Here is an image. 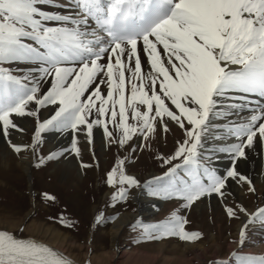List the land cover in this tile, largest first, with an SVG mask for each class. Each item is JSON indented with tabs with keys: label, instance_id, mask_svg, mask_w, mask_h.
Returning a JSON list of instances; mask_svg holds the SVG:
<instances>
[{
	"label": "snow or ice",
	"instance_id": "obj_1",
	"mask_svg": "<svg viewBox=\"0 0 264 264\" xmlns=\"http://www.w3.org/2000/svg\"><path fill=\"white\" fill-rule=\"evenodd\" d=\"M42 110L52 114L41 120ZM17 117L37 122L29 144L11 142L13 130L23 131ZM170 124L183 139L171 155L156 156L166 171L142 183L127 171L135 156L119 157L106 178L114 189L110 207L127 203L133 189L179 200L184 210L212 195L223 202L229 181L255 191L238 163L258 142L264 149V0H0V136L17 154L36 153L45 133H69L70 149L38 156L34 166L69 151L79 157L83 133L95 158L97 128L109 150L135 153L150 150L148 141L157 131L170 132ZM218 161H228L227 167L221 170ZM224 208L230 219L249 217L239 232L241 247L250 225L264 226V207L255 213ZM180 211L132 227L145 242L199 239L198 231H186ZM113 219L100 212L93 226ZM61 223L71 226L63 217ZM231 255L225 264H264V255ZM0 264L73 261L0 230Z\"/></svg>",
	"mask_w": 264,
	"mask_h": 264
},
{
	"label": "rangeland",
	"instance_id": "obj_2",
	"mask_svg": "<svg viewBox=\"0 0 264 264\" xmlns=\"http://www.w3.org/2000/svg\"><path fill=\"white\" fill-rule=\"evenodd\" d=\"M46 113L49 116L52 114L42 110L41 120L46 119ZM15 123L23 131L13 130L10 133L11 142L17 145L29 144L34 135L36 120L17 117ZM109 127L111 129V125ZM170 128L167 134L157 131L155 139L148 141L150 150H137L135 153L126 149L118 151L115 146L109 150L102 131L97 128L94 130L92 146L95 158L84 134L80 133L79 157L69 151L41 167L34 166L37 157L70 149L71 134L45 133L43 143L36 153L27 150L19 154L0 136V230H10L22 238H33L55 247L80 264H211L214 261L225 264L232 260L231 254L234 252L264 255V226L259 222L250 225L246 243L241 247L238 244L239 233L235 234V228L245 214L240 213L238 218L230 219L224 208L225 204L234 208L239 205L247 209L248 213H255L264 207V149L261 144L258 148L256 146L257 152H253L255 162L249 165L250 170L246 172L244 166L238 169L251 177L254 192L248 191L247 184L238 186L229 181L226 200L222 202L216 195H212L196 201L190 210L182 209L179 200L165 201L149 196L164 203L149 217L142 216L139 211L135 196L140 192L145 193L141 189H133L127 203L118 204L114 208L109 206L114 189L106 183L107 173L116 165L119 157L135 156L134 162L127 166V171L142 183L166 171V166L162 167L156 156L171 155L178 146L177 141L183 139V131L178 126L170 124ZM23 157L28 158L25 160L29 162L26 167L20 163ZM81 163L91 167L83 168ZM227 165L228 161L217 162L221 170ZM44 193L53 195L55 200L44 199ZM176 209H181L180 214L188 220L186 231H198L202 234L199 239L182 241L179 238H166L145 242L140 239L141 229L132 227L137 222L148 225L162 222ZM100 212L106 218L114 216L115 219L106 220L94 227V218ZM125 214L130 222L117 236L113 246L111 226ZM61 217L70 221L71 226L61 223ZM248 219L246 216V221ZM192 247L201 252L205 247L206 252L200 255L201 262L194 254L182 255L183 250Z\"/></svg>",
	"mask_w": 264,
	"mask_h": 264
},
{
	"label": "bare ground",
	"instance_id": "obj_3",
	"mask_svg": "<svg viewBox=\"0 0 264 264\" xmlns=\"http://www.w3.org/2000/svg\"><path fill=\"white\" fill-rule=\"evenodd\" d=\"M145 68H147V65L145 64ZM48 85H45V88H47ZM253 100L255 99H258L256 97H252ZM46 118H48L47 116H49L48 113L45 114ZM18 132V131H17ZM17 134V133H16ZM259 142L256 144L257 148L259 146ZM19 145V144H18ZM256 149V148H255ZM255 152H257V150H255ZM260 153V152H259ZM254 154L253 152H249V159L247 161H244V160H241L239 163H238V169L240 168H243V166L245 167L246 169V172L248 171V169L250 170L249 168V165L251 164V162L253 161V163L255 162L254 161ZM27 157H23L20 161L22 167H26V164L29 163V162H26L27 161ZM26 160V161H25ZM246 164V165H245ZM253 165V164H252ZM28 166V165H27ZM255 166V165H254ZM253 171V170H252ZM260 171V170H259ZM254 173V172H253ZM136 197V200L139 204V211L141 212L142 216H145V217H149L151 216L152 214L155 213V210H158L159 208L163 207L164 206V203L163 201H159V200H155V199H152L150 198L149 196H146V193H137V195L135 196ZM246 221V215L243 216V219H241L240 223H238L236 225V228H235V234H238L241 230V227L243 226V224L245 223ZM130 222V218L128 217V215H123L121 216V218H119L112 226H111V231H110V236H111V239H112V242L114 243L113 246L116 244V240H117V236L121 233V231L124 229V227L126 226V224ZM9 232H12L9 230ZM13 233V232H12ZM56 235V234H55ZM55 237V236H54ZM236 237V236H235ZM63 241V240H62ZM59 242V241H58ZM213 243V242H212ZM47 245V244H46ZM49 246V245H48ZM51 248H53L54 250L58 251L59 253H61L62 255H64L65 257H67L68 259H70L71 261H73V264H80L78 263L77 261L73 260L72 258H70L69 256H66L65 253L62 251V250H59L55 247H52L50 246ZM186 249V248H184ZM202 252H206V249L205 247H203V250ZM201 251H199L198 249H195L194 247L192 248H189V250H183V254L182 255H187V253H191V254H194V256L201 262ZM198 253H200L198 255ZM180 254V255H181ZM203 254V253H202ZM181 259L185 260L182 256H181ZM187 262V260H185ZM185 262V263H186ZM188 263V262H187ZM200 264H203V262H201Z\"/></svg>",
	"mask_w": 264,
	"mask_h": 264
}]
</instances>
